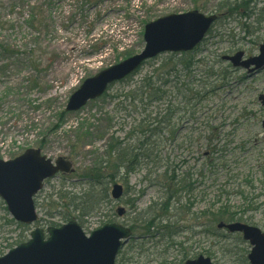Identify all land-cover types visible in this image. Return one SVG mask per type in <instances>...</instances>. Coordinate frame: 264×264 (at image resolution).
I'll list each match as a JSON object with an SVG mask.
<instances>
[{
	"label": "rangeland",
	"instance_id": "rangeland-1",
	"mask_svg": "<svg viewBox=\"0 0 264 264\" xmlns=\"http://www.w3.org/2000/svg\"><path fill=\"white\" fill-rule=\"evenodd\" d=\"M228 3L237 6L226 8ZM193 9L219 18L191 53L199 61L194 76L178 71L167 78L169 67L162 70L172 92L161 105L147 104L146 97L127 104L123 93L130 88L116 82L105 97L67 113L58 124L56 115L84 79L142 50L147 22ZM31 14L40 25L30 24ZM263 40L264 0H0V160L40 148L50 159L64 156L73 166V172L44 181L34 196L38 220L32 225L18 224L0 199V256L10 245L27 241L35 227L45 230L74 220L86 235L109 222L133 227L115 264H183L198 255L213 264H249L248 241L216 229L207 212L221 204L238 211L246 206L245 196L262 207L244 211L243 221L264 231V106L258 100L264 95V68L248 75L222 59L237 50L256 56ZM166 56L143 64L131 83L160 69ZM187 81H192L188 93L180 87ZM168 103L169 119L157 137L166 165L127 175L120 170L108 182L110 202L76 210L70 200L88 189L84 171L101 156L108 135L123 138L140 118L164 113ZM80 121L93 132L84 146L73 143ZM165 171L166 178H185L191 188L169 200L163 215ZM115 182L124 188L118 201L110 198ZM117 206L125 208L123 216L116 215ZM155 215L163 218L147 232L142 219ZM162 226L176 227L170 239L163 238Z\"/></svg>",
	"mask_w": 264,
	"mask_h": 264
},
{
	"label": "water",
	"instance_id": "water-1",
	"mask_svg": "<svg viewBox=\"0 0 264 264\" xmlns=\"http://www.w3.org/2000/svg\"><path fill=\"white\" fill-rule=\"evenodd\" d=\"M216 18L215 14L205 15L194 9L146 23L143 50L86 78L69 96L65 111H77L88 101L100 97L111 83L133 73L147 59L165 52L191 51ZM243 55V51H237L222 59L249 73L264 68V41L259 45L257 56L243 58ZM258 99L264 105V95L260 94ZM71 171L72 163L68 159L59 156L52 162L39 148H28L11 160H0V198L15 221L29 225L37 219L33 197L42 188L43 181L58 172ZM122 192V186L116 183L112 186L111 196L118 199ZM116 212L122 215L124 208L118 207ZM217 227L241 232L242 238L252 245L247 255L249 263L264 264V232L260 228L241 222H219ZM46 233L45 238L41 228H34L28 241L0 256V264H114L120 246L131 236L128 227L116 223H106L86 236L73 220L60 227H48ZM183 264L212 262L199 255Z\"/></svg>",
	"mask_w": 264,
	"mask_h": 264
},
{
	"label": "trees",
	"instance_id": "trees-1",
	"mask_svg": "<svg viewBox=\"0 0 264 264\" xmlns=\"http://www.w3.org/2000/svg\"><path fill=\"white\" fill-rule=\"evenodd\" d=\"M228 5L230 7L223 5L222 8L226 7L234 9V7L237 6L230 5V3H228ZM30 24L32 26H35V24L40 25L41 21L37 22L36 19L33 20V14H31ZM194 56L195 55L191 54L190 52L167 54L165 57L166 60H164V62L159 66L160 69L155 67L150 74L143 76L136 83H131L132 75L137 72L135 71V73L120 81L121 83L125 82V85L130 88L128 91L123 93V101H126L127 104H129L130 102H133L136 97H139L140 101L145 100L144 98L146 97L148 101L147 104L154 101L161 105L165 101V97H167L168 94L172 92L170 89L165 87L169 81L168 79L162 78V70L164 71L166 67H169L165 73V75H168L167 78H169L171 72L176 74L179 73L178 71H183V75L194 76L192 72L195 71V68H197L199 65V61L195 59ZM151 61H153V59L148 60L145 63ZM211 74L212 73L210 72L207 73L208 76ZM154 76H156V79H154ZM191 82H184L180 85V87L182 89L183 87H186L188 93V91H190V87H188V85ZM174 87L178 92V85L175 84ZM106 94L107 93H104L102 98L105 97ZM186 95L183 96L186 97ZM170 103H168L163 109L164 113H161L160 110H157L153 117H150V115L147 114L143 118H140L139 121H137V123L125 133L123 138L116 137L114 133L108 135L105 150L99 158H96V162H94L90 168H87L84 171V176L87 177L89 181L88 189L81 196L73 197L70 200V203L76 210L85 207L95 210V207L104 200L110 202L108 195V182L113 181L114 177L120 172V170H122L127 175L131 171L144 168V166L148 167L151 165L158 168L161 166L160 164L164 166L166 165L167 158H162L159 154L160 150L158 152L160 145L158 144L157 137L164 129L165 123L169 119L168 109H170ZM143 108H145V105ZM174 110H177V108H174ZM66 114L67 113L62 110L56 115L58 124L64 121ZM103 118L104 117L102 116L101 119ZM73 130V143H76L77 145L79 144L84 146L89 141V137L93 134L90 128L85 126L84 122L81 121L77 123ZM104 135L105 133L99 134L100 137H103ZM218 150L219 149H213L212 152L215 153ZM210 163H212V160H210ZM162 176L164 178L162 177L160 182L168 189V196L163 204V208L160 209V212L165 215L170 206L169 200L177 197V194L180 191L189 190L191 188V184L187 182L185 178L178 179L173 175L166 178V171L163 172ZM240 194L242 195L241 191ZM242 197L245 198L244 201L246 202V206L238 211H231L229 206L226 204L223 206L221 204L220 207L214 212L208 211L207 216L210 218V222L217 223L219 221L234 220L243 221L245 220L244 215L242 214L244 211L253 212L259 207H262L261 204L255 205V203L250 201V198L247 199L245 196ZM77 201L81 202L80 204L82 207H78L80 204L79 202L75 203ZM161 218H163V216L155 215L153 217L142 219L144 229L148 232L151 227L157 225V219L159 220ZM160 228L164 231V233H162L163 238L169 239L170 236L172 237L176 229V227L167 229L166 226H162ZM20 241H18V243H20ZM179 245L181 246V244ZM12 246L13 245H10L9 248Z\"/></svg>",
	"mask_w": 264,
	"mask_h": 264
}]
</instances>
